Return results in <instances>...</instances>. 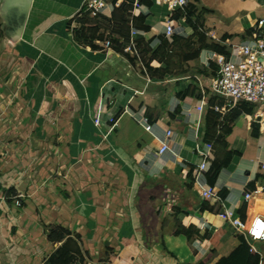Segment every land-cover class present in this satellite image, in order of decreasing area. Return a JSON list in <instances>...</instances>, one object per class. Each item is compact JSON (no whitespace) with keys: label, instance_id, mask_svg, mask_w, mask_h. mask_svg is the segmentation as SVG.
<instances>
[{"label":"crops","instance_id":"1","mask_svg":"<svg viewBox=\"0 0 264 264\" xmlns=\"http://www.w3.org/2000/svg\"><path fill=\"white\" fill-rule=\"evenodd\" d=\"M150 1L132 6L148 31L131 27L117 50L104 48L110 35L74 33L86 0H0V264H45L65 243L48 239L52 228L71 232L82 264H217L245 239L232 220L264 217V136L254 107L230 124L231 110L217 111L223 105L209 91L208 61L203 70L187 61L181 75L145 63L166 20L181 13ZM189 1L200 29L226 50L264 20V0ZM173 21L175 36H191ZM139 40L148 55L139 54ZM208 53L217 68L220 54ZM207 144V171L233 153L213 186L207 171L196 174ZM206 187L215 192L209 200L201 198ZM253 248L264 264V243Z\"/></svg>","mask_w":264,"mask_h":264},{"label":"built area","instance_id":"2","mask_svg":"<svg viewBox=\"0 0 264 264\" xmlns=\"http://www.w3.org/2000/svg\"><path fill=\"white\" fill-rule=\"evenodd\" d=\"M132 2V6L137 7L139 0H86L82 13H88L91 16L110 15L122 3ZM173 12H181L186 14L189 0H163ZM107 12V13H106ZM184 23L181 19L180 23ZM264 20L261 19L257 23V29L247 41H238L236 44L230 45L229 55H214L215 63L218 70L215 76L208 80L210 93L223 101V106L217 111H228L235 108L239 103H245L254 107V122L258 125L259 133L264 136ZM134 34V32H132ZM175 23L169 18L166 20L164 36L170 40L175 36ZM112 43L110 40L104 43L105 49H111ZM133 47V45H132ZM135 47V46H134ZM133 47V48H134ZM131 50V45L128 48ZM201 109V108H199ZM112 128L117 126L115 118L108 120ZM99 120H95V124H99ZM150 126L146 130H150ZM172 131H168L166 136L169 138ZM207 151L202 152L203 161L196 169V174L201 175L207 171L210 158V150L212 144L206 145ZM167 150V145L162 144L159 149V154H163ZM261 169L264 171V163L261 164ZM255 190L253 194L258 193ZM215 195L212 187L201 189V198L209 200ZM252 194H245L247 201ZM19 206V203L16 202ZM233 228L247 235L253 242L249 245L250 251L255 252L253 245L255 243H264V217L257 216L253 218L247 225L239 219H234L231 222Z\"/></svg>","mask_w":264,"mask_h":264},{"label":"trees","instance_id":"3","mask_svg":"<svg viewBox=\"0 0 264 264\" xmlns=\"http://www.w3.org/2000/svg\"><path fill=\"white\" fill-rule=\"evenodd\" d=\"M193 3H197L199 0H191ZM190 2V1H189ZM139 4L144 5L146 7H151L150 0H139ZM193 4L189 3L186 14L178 13L174 15V19H184V23L190 26L195 30L197 27L195 21L193 19ZM132 2L129 3H122L118 8L114 10L111 14V18H102L103 23L107 25L108 28L113 29L110 35V41L112 43V47H115L119 50L118 46H125L130 38V28L134 27L136 29L142 31H148V27L144 25V17L139 16L137 18L132 17ZM82 14V13H81ZM173 19V20H174ZM199 21V18H197ZM100 24H97L94 29L92 30H80L74 31L76 36L79 39L84 40H95V35L98 32V28ZM232 38L231 36H224L222 41L225 42L228 39ZM244 39L245 36H242ZM160 46L158 49L152 54L151 61H158L165 65V69L163 71H157L159 74H171V75H181L185 72L183 69L184 63L190 60H195L198 56V53L202 48H207L214 53L228 56L230 49L226 50L224 46H220V44H216L212 42L210 45L204 46L203 43L205 41V37L201 35L198 38V43L200 44L195 52L189 54V49L191 44L190 38H181L178 36H173L170 40L165 37H160ZM139 52L141 54L150 53V49H148V43H145L143 40H139L136 42ZM185 51H188L185 54ZM183 55V57H182ZM211 67L214 70L213 76H215L218 67L216 68L213 64ZM147 68L150 71H153L150 68L149 64H147ZM175 69L172 71V69ZM154 72V71H153ZM161 72V73H160ZM156 73V71L154 72ZM212 76V77H213ZM193 93L190 90L186 91V95H192ZM211 101V100H210ZM213 105V104H212ZM218 107L223 105V101L219 99L217 101ZM212 107V106H211ZM253 107L251 105L245 103H239L235 108H233L229 113V118L227 119L230 124L234 119L240 116L242 113H250L252 112ZM226 120V121H227ZM230 124L226 130V134L230 131ZM219 139V138H218ZM220 140V139H219ZM221 146L226 148V144L222 142ZM233 156L232 152H225L223 155V160L221 162L213 161L210 164L208 171L206 172V181L210 186H213L216 182V179L220 173V171L226 167L231 158ZM8 194V196H7ZM6 196L9 198L11 193H7ZM225 193L220 194V198L224 199ZM71 232L67 229L63 228H52L47 232L48 239L52 243H65L58 248L47 260L45 264H82L83 260L81 258V253L78 244L71 238ZM240 247H238L228 258L221 259L217 264H259L260 258L257 254H254L250 251V247L246 243L244 237H240Z\"/></svg>","mask_w":264,"mask_h":264},{"label":"rangeland","instance_id":"4","mask_svg":"<svg viewBox=\"0 0 264 264\" xmlns=\"http://www.w3.org/2000/svg\"><path fill=\"white\" fill-rule=\"evenodd\" d=\"M159 5V4H158ZM194 8V7H193ZM107 13V12H106ZM156 13V12H155ZM193 19L195 21V25L197 26L195 28V30L192 28V33H191V36L190 37H187V38H190L191 39V44L193 45H190V49H189V52L188 51H185V54H187V52L189 54L193 53L196 51V49L198 48V46L200 45L197 41H198V38L203 35L205 37V41L203 43L204 46L206 45H210L212 44L210 38L205 34L204 30L203 29H200V27L202 28V22H201V18H199V21L197 20V15H195V12L193 10ZM102 18H105L104 16L102 15H99V16H91L89 15L88 13H82V16H79V18L73 22L72 24V28L74 31H80L82 29L84 30H92L95 28V26L97 24H100V27H98V31L99 33L97 35H95L96 37H98V39L100 38H105V36H108L109 34L112 33V30L111 28H108L107 25L105 23H103L102 21ZM219 19H222L220 17H218ZM187 25V24H186ZM190 27V26H189ZM208 52H211V50L207 49V48H202V50H200L198 53V56L196 57L198 61V63H202V65L200 67H197L199 68L200 70H203L204 68H206V63L205 61L207 62L208 61V65L211 66V62H209V60H207L206 56H209ZM141 54V53H139ZM144 55V54H142ZM151 56H147V58L145 59V63L146 61H151ZM183 57V55H182ZM149 63V62H147ZM184 65H186V63H184ZM175 69L173 68L172 71H174ZM212 70V68H211Z\"/></svg>","mask_w":264,"mask_h":264},{"label":"water","instance_id":"5","mask_svg":"<svg viewBox=\"0 0 264 264\" xmlns=\"http://www.w3.org/2000/svg\"><path fill=\"white\" fill-rule=\"evenodd\" d=\"M245 239L249 245L253 244L252 240L247 235H245Z\"/></svg>","mask_w":264,"mask_h":264}]
</instances>
